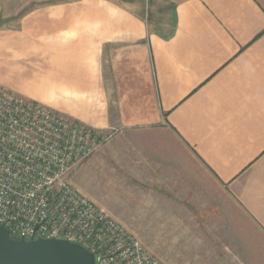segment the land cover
Masks as SVG:
<instances>
[{
    "label": "crops",
    "instance_id": "obj_1",
    "mask_svg": "<svg viewBox=\"0 0 264 264\" xmlns=\"http://www.w3.org/2000/svg\"><path fill=\"white\" fill-rule=\"evenodd\" d=\"M0 85L116 129L184 252L264 264V0H0Z\"/></svg>",
    "mask_w": 264,
    "mask_h": 264
},
{
    "label": "built area",
    "instance_id": "obj_2",
    "mask_svg": "<svg viewBox=\"0 0 264 264\" xmlns=\"http://www.w3.org/2000/svg\"><path fill=\"white\" fill-rule=\"evenodd\" d=\"M115 132L0 85V225L79 243L95 264H166L68 178Z\"/></svg>",
    "mask_w": 264,
    "mask_h": 264
},
{
    "label": "rangeland",
    "instance_id": "obj_3",
    "mask_svg": "<svg viewBox=\"0 0 264 264\" xmlns=\"http://www.w3.org/2000/svg\"><path fill=\"white\" fill-rule=\"evenodd\" d=\"M109 151L111 152L109 153ZM112 151V141H106L95 151L94 155L70 172L69 180L120 220L154 256L166 264H231L230 260L226 258L205 257L202 255L204 251L191 250L186 253L183 251L184 249L180 248L179 242L166 239L167 236L164 235L162 226L148 225L146 218L147 195L124 192L131 188L124 186V183L121 182L128 181L129 183L131 181L115 178V162ZM100 154L103 155V161L95 162L96 165H93Z\"/></svg>",
    "mask_w": 264,
    "mask_h": 264
},
{
    "label": "water",
    "instance_id": "obj_4",
    "mask_svg": "<svg viewBox=\"0 0 264 264\" xmlns=\"http://www.w3.org/2000/svg\"><path fill=\"white\" fill-rule=\"evenodd\" d=\"M0 264H95V260L79 243L53 237H15L0 225Z\"/></svg>",
    "mask_w": 264,
    "mask_h": 264
}]
</instances>
